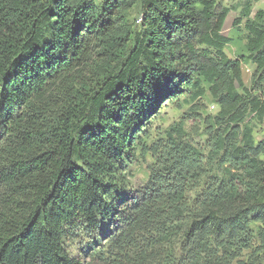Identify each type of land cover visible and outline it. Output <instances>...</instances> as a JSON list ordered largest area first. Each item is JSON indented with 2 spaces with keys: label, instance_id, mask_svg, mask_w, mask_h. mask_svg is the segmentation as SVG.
I'll return each mask as SVG.
<instances>
[{
  "label": "trees",
  "instance_id": "1",
  "mask_svg": "<svg viewBox=\"0 0 264 264\" xmlns=\"http://www.w3.org/2000/svg\"><path fill=\"white\" fill-rule=\"evenodd\" d=\"M228 11L0 0V264H264V10L233 59ZM187 92L201 111L191 128L143 142ZM138 146L151 161L132 188L123 168Z\"/></svg>",
  "mask_w": 264,
  "mask_h": 264
},
{
  "label": "rangeland",
  "instance_id": "2",
  "mask_svg": "<svg viewBox=\"0 0 264 264\" xmlns=\"http://www.w3.org/2000/svg\"><path fill=\"white\" fill-rule=\"evenodd\" d=\"M218 2L229 10L221 30V34L230 40L225 44L224 51L232 59L240 58L242 54L246 53L245 44L249 33L248 25L256 22L257 17L255 13L257 10H264V0H218ZM258 22L264 24V19L258 20ZM198 48L199 50L207 49L211 54L214 52L212 48L205 45H200ZM253 68L254 64L251 62L242 64L243 80L247 86L250 85ZM189 94V92L183 93L177 98L166 100L161 104L159 109L143 127V135H146L143 142L151 144L157 138L162 137L163 130L168 125L180 120L184 122L186 128H191L196 114H200L201 111L194 112L191 109L195 101H189ZM198 100H200L199 104L203 106V112H215L216 106L208 92ZM253 126L255 138L264 136V122L257 123L253 121ZM150 161V156L143 154L141 146H138L135 159L123 168L132 188H139L145 184ZM104 254L106 255L107 252Z\"/></svg>",
  "mask_w": 264,
  "mask_h": 264
}]
</instances>
